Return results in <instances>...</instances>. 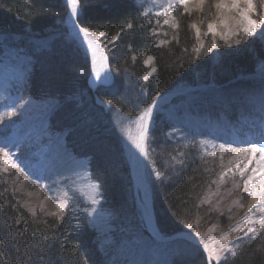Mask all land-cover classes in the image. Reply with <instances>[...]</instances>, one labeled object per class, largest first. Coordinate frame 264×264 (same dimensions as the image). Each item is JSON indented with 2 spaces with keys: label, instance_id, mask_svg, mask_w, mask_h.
<instances>
[{
  "label": "trees",
  "instance_id": "16d2710c",
  "mask_svg": "<svg viewBox=\"0 0 264 264\" xmlns=\"http://www.w3.org/2000/svg\"><path fill=\"white\" fill-rule=\"evenodd\" d=\"M50 1L0 0V51L6 47L29 49L34 42L55 36L61 28L57 21L65 20L67 11L61 0ZM79 1L80 25L101 33L104 47L119 33L116 43L107 49L112 85L92 91L87 58L72 46L76 55H70L66 47L69 41L56 37L50 43L51 51L43 49L36 54L25 98L58 102L59 112L50 120L53 132L67 131L65 140L70 149L91 158L92 178L103 199L125 214L126 202L113 203L121 186L112 177L118 168L129 176V160L118 157L126 124L181 85L197 88L200 83H214L221 87L232 75L253 72L255 65L248 49L255 44L241 42L226 48L213 67L192 51L195 43L188 28L191 20L186 16L179 20L178 41L158 47L151 34L156 19L144 15L132 0ZM148 56L155 60L156 71L151 76L143 66ZM203 69L205 72L196 75ZM20 118L16 116L14 125ZM167 129L163 115L158 114L150 135L148 162L161 177L154 190V214L160 236L169 240L187 233V227L203 214L204 188L213 171L198 144L173 143ZM88 210L73 197L61 218L31 214L15 187L0 179V264H113L89 225ZM182 247L187 250L185 256L172 264H208L198 247ZM263 250L259 241L242 242L223 264H262Z\"/></svg>",
  "mask_w": 264,
  "mask_h": 264
},
{
  "label": "rangeland",
  "instance_id": "374dc122",
  "mask_svg": "<svg viewBox=\"0 0 264 264\" xmlns=\"http://www.w3.org/2000/svg\"><path fill=\"white\" fill-rule=\"evenodd\" d=\"M61 1L63 3V0ZM132 1L144 11V15L156 19L151 34L158 47H167L178 41L181 29L179 20L186 16L191 20L188 28L193 33L195 43L192 51L203 56L213 67L219 64L226 48L241 42L248 44L254 42L255 47L248 49L251 63L255 65L253 72L232 75L231 81L221 87L214 86V83L207 85L200 83V88L196 89L181 85L177 90L164 95L163 97L172 94L173 97L177 94L160 105L148 134L143 159L138 155L136 143L140 141L141 135L139 117L144 113L126 124L120 146L122 151L118 157L122 161L129 160V176L122 175L118 168L117 174L115 172L112 177L117 178L114 182L121 186L120 193H116V200L113 203L117 205V201L126 202L127 211L123 214L117 209L118 206L115 208L111 201L110 203L103 199L99 185L92 178L91 158L85 155L78 156L70 149L65 140L67 131L62 134L53 132L50 120L59 112L58 102L25 98L26 80L35 60L38 59L36 57L38 52L43 49L51 51L53 46L50 43L56 37L69 41L66 47L70 55H76L72 47L79 49L69 37L65 20H59L57 23L61 28L55 36L36 41L29 45L31 46L29 49L6 47V51H0V179L9 181L15 187L22 197V205L31 214L61 218L64 211L59 214L44 212L39 201L50 199L54 204L66 202L68 206L73 197L81 200L89 208L87 212L89 225L97 232L101 245L110 254V261L113 264H172L176 258L185 256L187 250L182 246L186 245L192 249L198 247L206 259L214 252L217 260L211 261V264L226 262L235 254V249L242 242L259 241L264 249V231H261L264 228V212L253 209V205H257L258 194L254 189L251 196L243 193L238 175L229 173L225 181L220 180V176L229 167L235 171L239 161L247 162V157H240L238 151L239 148L251 144L236 145L242 143L244 139H237V136L221 138L224 132L219 133L215 127L210 128L213 121L222 124L228 122V125L239 130L244 129L243 125L248 126V122L259 126L264 122L263 119L255 117L258 110H264V35H262L264 25H261L254 35L245 36L240 31L245 26V22L241 20L243 12H247L249 18L259 24L261 9L264 8L262 0H251L254 5L252 11L248 10L247 3L235 4L236 10L231 11L220 0H204L199 9L195 4L192 7L188 5L195 0H189L184 7H178L174 2L167 6L166 13H162L165 8L155 7L150 2L145 4V0ZM217 5H223V8ZM165 20H169V23L165 24ZM209 24L214 27V35H205ZM90 32L93 35H100V40L103 39L101 33ZM114 39L116 40L117 36L112 40ZM100 40L98 41L101 43ZM111 45L113 44L109 43L107 47L102 45L104 49L106 48V53ZM133 58L136 59V56ZM143 66L149 70L150 76L153 75L156 71L154 57H145ZM203 72L204 69L198 70L196 75L199 76ZM30 104L32 107L26 109ZM153 109L154 107L151 112ZM10 112L15 114L7 115ZM158 114L163 115L170 140L173 143L198 144L209 170L213 171L212 176L208 177L209 183L204 188L203 214L187 227V233L170 240L160 236L156 225L154 190L161 177L148 162L150 135ZM16 116L21 117L17 126L14 125ZM24 123V127L20 126ZM203 134L206 136L203 137ZM251 141L259 142L260 139L251 138ZM221 145L225 149L235 147L237 151H224ZM4 152L11 153L13 163L21 166L23 171H16L7 165ZM82 160L88 165L91 181L97 187L95 202L87 199L73 184V180H65L67 178L65 171L69 166ZM240 166L242 168L243 164ZM5 168L9 169L7 173L3 171ZM134 175L138 177V181ZM248 175L246 172L245 178ZM60 179L64 182L55 183ZM123 186L127 187L125 192L122 190ZM257 188L264 190V184H257ZM59 191L62 192L60 200L55 197V193ZM237 226H240L242 231L232 232V228ZM253 229L255 231H252ZM225 236L227 240H222ZM241 236L243 239H238ZM205 248L208 249L207 252ZM207 262L209 264L208 259ZM261 263L264 264V250Z\"/></svg>",
  "mask_w": 264,
  "mask_h": 264
},
{
  "label": "snow or ice",
  "instance_id": "6c2138e0",
  "mask_svg": "<svg viewBox=\"0 0 264 264\" xmlns=\"http://www.w3.org/2000/svg\"><path fill=\"white\" fill-rule=\"evenodd\" d=\"M189 0H175V5L178 7H184ZM66 4L68 8L71 10L70 14L72 17V20L77 19V0H66ZM262 4H264V0H262ZM217 7H223V5H217ZM233 7H237V5H233ZM247 7L249 11H252L254 9V5L252 4L251 0H247ZM159 14V13H158ZM171 14L169 13V16ZM241 20L245 22V26L241 28V32L245 36L254 35L256 31H258L261 27V25H264V8L261 9V15L259 16V24L256 23L254 20L250 19L247 12H243L241 14ZM169 20H165V24H168ZM75 29L78 30V38L82 37V44L86 46V51L91 53L92 57V65H93V76L94 79L97 81H100L102 84H107L109 82L108 77H104L101 79L100 71L95 69V65L97 64V57L100 58L101 67H103L104 61H106V57L104 56L103 49H101L100 45L97 43L98 40L101 39L100 35H92L89 31L85 30V28L81 27L79 24H75ZM128 27H131L129 25ZM208 32L205 33V35L212 34L214 35V27L212 24H209L207 26ZM199 36V33H197ZM264 35V33H262ZM119 36V33L117 34V37ZM110 44H115L116 40L109 41ZM15 113H8L7 115L11 116ZM151 114V109H148L143 115L139 117V125L141 128V135L139 137L140 141H143L144 139V133L147 131V124L146 120L147 117ZM136 147L139 149L141 155H144V148L142 146V143L137 142ZM221 148L224 151L232 152L237 151L235 147L232 148H224L223 145H221ZM4 157L6 158L5 163L7 165H10L12 169H15L16 171H23V168L19 166L16 163H13V156L9 152L3 153ZM238 155L240 157H247V162L245 163L243 160L239 161L236 164L235 171L229 167L227 171H225L221 176L220 180L221 182L225 181L226 177H229V173H232L233 175H238L240 177L242 186H243V193H247L249 196L252 195V185L254 182H261L264 183V180L261 178H264V144L256 145L251 144L247 146H243L239 148ZM241 163L243 164V167L241 168ZM255 164L253 167L252 165ZM5 173L9 171L8 168H5L3 170ZM248 172L249 175L247 178H245V173ZM215 183V181H213ZM257 192V205H253V209L264 212V190H261L257 188L255 190ZM57 207L60 208L61 211H64V209L67 207V203H63L60 205H57ZM251 211V210H250ZM259 223V221H257ZM232 232H240L242 231V228L240 226L233 227ZM252 231H255L254 229ZM261 231H264V228L261 229ZM247 235V233H245ZM238 239L242 240L243 236L239 237ZM222 240H227V236L222 237ZM233 247H236V245H233ZM208 249L205 248V252H207ZM223 251V249H222ZM209 264H211V261L217 260V257L215 253L213 252L208 258ZM226 259V258H225Z\"/></svg>",
  "mask_w": 264,
  "mask_h": 264
},
{
  "label": "bare ground",
  "instance_id": "6f19581e",
  "mask_svg": "<svg viewBox=\"0 0 264 264\" xmlns=\"http://www.w3.org/2000/svg\"><path fill=\"white\" fill-rule=\"evenodd\" d=\"M204 0H195L194 2L188 3L189 7H192V5L195 4V6L199 9L201 8L202 4H203ZM223 1V5L226 8H230L231 11H235L237 7H233L234 4H246L247 0H220ZM150 2L151 4H153V6L155 7H159V8H165L163 10L162 13H166V10H168L167 6H170L171 4H173L175 2V0H145L144 3H148ZM144 5V4H143ZM223 8V7H220ZM166 98H172V94L168 95ZM32 107V104L27 105L26 109H30ZM255 117L260 118L261 120H264V110L260 111L258 110L257 114ZM152 121H153V117L150 115L148 117L147 120V131L144 133V139L143 141H139V143H142V146L144 148V155H145V148H146V143H147V132L150 128V126L152 125ZM20 126L24 127V124H21ZM244 129L242 130V132H239V128H229V133L233 136H237V139H244L242 141V143H237L238 144H245V143H250V144H256V145H260V144H264V122L259 126L257 125L255 128H252L253 131L255 132H250L248 134H246V132L249 130L247 126L243 125ZM248 129V130H247ZM247 130V131H246ZM204 131V130H203ZM206 132V131H205ZM207 133V132H206ZM256 135L260 141H251V137ZM206 136V134H203V137ZM221 138H228L227 136H220ZM253 138V137H252ZM255 139V138H254ZM138 155L141 157V159L144 158V155H141L139 149H138ZM138 157V156H137ZM67 174H65V176L67 178H65V180H73V184L76 185L79 189V191L89 200H92L93 202L96 201V197H97V187L92 183L91 181V175H90V169L88 167V165L86 164L85 161H80V162H74L73 164H71L68 168ZM63 176V177H65ZM134 178L136 181L137 180V176L134 175ZM262 180H264V178H261ZM64 182L62 179L55 181V183H62ZM263 185L264 183L261 182H254V184L252 185V189L256 190V185ZM62 191V190H61ZM61 191H59L58 193H55V197L58 198V200L61 199ZM255 193H257L255 191ZM40 204V208L42 209V211L50 213V214H54L57 213L59 214L61 212L60 208L57 207V205H60L59 203L54 204L51 202L50 199H42L39 201Z\"/></svg>",
  "mask_w": 264,
  "mask_h": 264
},
{
  "label": "water",
  "instance_id": "95a60500",
  "mask_svg": "<svg viewBox=\"0 0 264 264\" xmlns=\"http://www.w3.org/2000/svg\"><path fill=\"white\" fill-rule=\"evenodd\" d=\"M63 3H64V7L67 9V14H66V17H65V23H66V26H67V29H68V32H69L68 33L69 34V37H70L71 40H73L77 44V46L79 47V49L82 51V53L84 54V56L87 58V60L89 62V65H90V76H89V80H88V84H89L90 88L92 89V91L95 92V91H97L100 88L110 87L112 85V83H113V73H112V70L110 68V59H109V57H108L105 49L103 48L102 44L99 41H97V43L100 45L101 49H103L104 56L107 58L106 61H104L103 67H101L100 58L97 57V64L95 65V69L98 70V71H100L101 79H103L104 77H108L109 82L107 84H102V83H100V81H97V80L94 79L91 53L86 51V46L82 44V37L78 38V30L75 29V27H74L75 24H79L80 25V23H79V19L81 17L80 1L77 0V5H78V7H77V19L74 20V21L72 20V17H71V14H70V11L71 10L68 8V6L66 4V0H63ZM85 30H87V29H85ZM87 31H89V30H87ZM90 34H92V33L90 32ZM175 95H177V94H175ZM175 95H173V97ZM166 97L167 96L162 97L156 103V105H155V107H154V109L152 111V114H151V116L153 117V119L156 116V114L159 112L160 105L165 100L168 99ZM152 123H153V121H152ZM150 130H151V126H150V128H149V130L147 132V138H148V134H149V131Z\"/></svg>",
  "mask_w": 264,
  "mask_h": 264
}]
</instances>
